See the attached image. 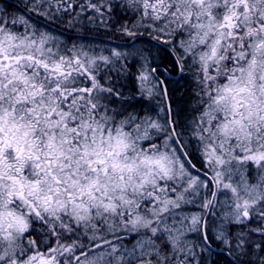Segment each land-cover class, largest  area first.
Wrapping results in <instances>:
<instances>
[{
    "label": "snow or ice",
    "instance_id": "obj_1",
    "mask_svg": "<svg viewBox=\"0 0 264 264\" xmlns=\"http://www.w3.org/2000/svg\"><path fill=\"white\" fill-rule=\"evenodd\" d=\"M214 247L264 264V0H0V264Z\"/></svg>",
    "mask_w": 264,
    "mask_h": 264
},
{
    "label": "trees",
    "instance_id": "obj_2",
    "mask_svg": "<svg viewBox=\"0 0 264 264\" xmlns=\"http://www.w3.org/2000/svg\"><path fill=\"white\" fill-rule=\"evenodd\" d=\"M81 2H83V0H81ZM93 2H95V0H93ZM91 14H92L91 11H89V12L86 14V16H87V15H91ZM85 24H86V26H87L86 17H85ZM107 38H108L107 35H106L104 32L101 31V32L98 33V40H97V42H100V40H106ZM162 56L165 58L166 62H170V58L166 57L165 54L162 53ZM181 83H182V82H181ZM175 87H176V88H179L180 85L177 84V85H175ZM215 248H216V247H215ZM213 252H215V253H219V256H217V257H213L214 259H217V260L219 261V264H228V260L231 259V257H227L226 254H225L224 252H219V251H215V250H213Z\"/></svg>",
    "mask_w": 264,
    "mask_h": 264
},
{
    "label": "water",
    "instance_id": "obj_3",
    "mask_svg": "<svg viewBox=\"0 0 264 264\" xmlns=\"http://www.w3.org/2000/svg\"><path fill=\"white\" fill-rule=\"evenodd\" d=\"M213 250H215V251H223L222 249H220V248H213Z\"/></svg>",
    "mask_w": 264,
    "mask_h": 264
},
{
    "label": "flooded vegetation",
    "instance_id": "obj_4",
    "mask_svg": "<svg viewBox=\"0 0 264 264\" xmlns=\"http://www.w3.org/2000/svg\"><path fill=\"white\" fill-rule=\"evenodd\" d=\"M220 252H223V251H220Z\"/></svg>",
    "mask_w": 264,
    "mask_h": 264
}]
</instances>
